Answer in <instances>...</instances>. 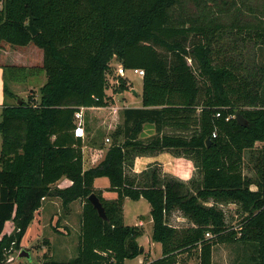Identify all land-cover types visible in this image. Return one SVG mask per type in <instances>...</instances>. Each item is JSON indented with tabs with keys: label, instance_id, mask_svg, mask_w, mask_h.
Here are the masks:
<instances>
[{
	"label": "trees",
	"instance_id": "obj_1",
	"mask_svg": "<svg viewBox=\"0 0 264 264\" xmlns=\"http://www.w3.org/2000/svg\"><path fill=\"white\" fill-rule=\"evenodd\" d=\"M0 2V42L32 43L43 52L40 67L9 65L4 76L7 70L14 82L25 72L46 76L39 96L27 100L4 84L6 97L15 103H4L0 113V262L11 245L23 249L21 240L41 198L57 197L63 208L83 202L76 256L66 262L8 264H124L143 253L137 241L142 227L123 222V201L129 197L149 203L151 240L161 245V256L143 264H182L180 256L198 247L199 264H212L217 242L249 249L239 264H264V11L255 24H238L230 15L233 5L264 7V0ZM183 5H191L189 12ZM29 14L36 35L25 28ZM242 32L259 54L240 49L236 39H246ZM112 59L123 69H143L142 105L122 108L103 158L84 169L74 112L79 106L110 104L106 75ZM125 83L121 79L114 92L127 89ZM236 111L245 125L236 121ZM145 123L154 124L155 133L144 141L139 135ZM256 142L263 147L253 181L243 172V160ZM164 150L191 159L198 177L186 183L156 164L130 172L136 156ZM97 177L108 178L107 190L116 198L102 197L93 185ZM62 178L71 184L54 187ZM254 182L256 191L249 188ZM91 193L100 199L106 219L89 202ZM229 202L246 214L237 230L229 229L219 206ZM173 210L194 225H169ZM7 221L13 223L9 234Z\"/></svg>",
	"mask_w": 264,
	"mask_h": 264
},
{
	"label": "crops",
	"instance_id": "obj_2",
	"mask_svg": "<svg viewBox=\"0 0 264 264\" xmlns=\"http://www.w3.org/2000/svg\"><path fill=\"white\" fill-rule=\"evenodd\" d=\"M1 6V2H0ZM22 47V48H19ZM43 52L42 49L37 47L36 45L29 43L25 46H15L6 42H0V113L1 109L4 106V103L7 102V99L11 102V97H6L4 92V84H6V79L4 76V67L5 66H23V67H31L37 66L40 67L42 65ZM46 77V76H45ZM43 77V78H45ZM29 84V83H26ZM23 85L18 82H14L12 86H8L9 89L16 95H18L16 89L20 93L23 88L20 87ZM21 89V90H20ZM108 95V94H107ZM138 95V94H137ZM109 96V95H108ZM113 100L116 101V97L113 95ZM111 98V99H112ZM129 102L132 99L123 98V101ZM112 102V101H111ZM122 108L127 107L122 104ZM109 106L105 107H89L86 108L87 114L85 115V137L82 139V153H83V168L87 169L92 165L98 163L104 156L105 146L107 144L101 143V133L98 132L99 126L105 130H110L114 128L115 125L110 122L109 117H101L103 115L105 109ZM130 107H138V106H130ZM155 133V126L152 123H145L143 125V129L139 135V138L142 140H147L150 136ZM100 134V136H99ZM107 136H105L106 139ZM257 144H261L259 148H256ZM263 147V143L256 142L254 147L250 149V152L244 151L248 157L246 170L247 173H244L248 177H251L253 181L257 180L255 163L257 162V153L258 149ZM245 158V157H244ZM156 164L161 169L162 173H167L174 177L179 178L184 182H189L192 178L196 179L198 177L196 173V168L191 159L183 157V156H175L170 151L164 150L162 152H158L155 154H146L136 156L134 159V163L130 168V172L132 173H140L148 166ZM243 172H244V162H243ZM71 184V181L62 178L57 181L53 186L54 187H65ZM94 188L101 190L102 197L106 199H114L117 196V193L114 191L107 190L109 187V180L106 177H97L93 182ZM252 191H256L258 186L256 182L250 184L249 187ZM125 200V198H124ZM80 203V204H79ZM124 204V201H123ZM206 204L210 205L211 202H207ZM58 205V252L66 253L67 250L71 246L72 249L78 247L79 243V225L77 227L72 223V215L79 212L80 215L82 210L83 202L78 199L71 202L67 208H63L61 206V201L57 197H46L42 201L41 207L35 212L34 219L37 227L40 230L38 236L40 237L43 232H45V226L47 225V221L52 222L54 225L57 220L56 214L52 217L50 214L51 209L54 206ZM219 206L223 209L225 214V221L229 229L237 230L239 227L240 220L246 215L237 210V205L233 202L219 204ZM124 219V214H123ZM169 225L174 227L182 228L194 225L192 222L187 220L182 213L178 210L171 211L166 218ZM32 221V222H33ZM34 225V223H33ZM134 225L143 226V222L139 219ZM13 230V223L11 221H7L5 223L4 232L9 234ZM30 232V228L28 227L25 235L23 236L22 241L26 236H28ZM138 241V239H137ZM49 242V240H48ZM139 245L143 249V253L138 255L139 264H143L145 259L153 260L161 256V245L158 242L149 241L147 249L138 241ZM160 245V247L158 246ZM152 248H155L153 251ZM217 250L218 255H217ZM247 252V253H246ZM249 249H245L244 246L239 242H217L212 246V254L211 261L212 264H239L243 257L249 256ZM155 255V256H154ZM182 264H199V247L193 249L190 254L186 252L181 256ZM126 262V261H125ZM125 264V263H124Z\"/></svg>",
	"mask_w": 264,
	"mask_h": 264
},
{
	"label": "rangeland",
	"instance_id": "obj_3",
	"mask_svg": "<svg viewBox=\"0 0 264 264\" xmlns=\"http://www.w3.org/2000/svg\"><path fill=\"white\" fill-rule=\"evenodd\" d=\"M222 6V5H218ZM223 8H226L222 6ZM189 12V9H191V5H183L181 9ZM221 8V9H223ZM233 8V9H232ZM231 10L234 11L233 13H230L232 17L234 15L236 16L238 24H255L257 23L258 17H260L264 11L263 5H233L231 6ZM246 39H240L238 37L236 39V43L240 46V49L242 48V51L246 54L250 49L254 48V51L251 53L259 54L260 50L259 47L253 45V42L247 37V35L242 32V34ZM22 48V47H19ZM21 79L18 83H21L23 85H20L22 91L20 93L16 89L15 92L18 93V97H21L24 100L28 99V96H39V87L44 83L46 77L45 73L42 72H33L30 74V72L20 73ZM6 83L8 86H12L13 76L12 73L7 70L6 74ZM45 77V78H43ZM107 89L106 93L110 96V98L113 97V95L116 97V101L111 99L112 102L108 105L109 107L105 109L103 115H100L101 117H109L110 122L115 125V127L122 121L121 117V110H122V104L126 105L127 107L130 106H138L141 107V92H142V76L139 73H135L133 69H123L120 62L117 59H112L110 63V70L108 71L107 75ZM121 79H123L127 84V89H124L122 92H114L115 89L118 88L119 84L121 83ZM29 83V84H26ZM21 90V89H20ZM133 90L136 92L133 93ZM138 94V95H137ZM123 98L132 99L131 102L129 100L123 101ZM7 102L9 100L7 99ZM12 103H15L14 99H11ZM87 114V111H85L84 116ZM114 127V128H115ZM111 128L110 130L103 129L102 126H99L98 132L101 133V143L109 144V141L105 140V136H109V133L114 129ZM100 136V134H99ZM261 144H257L256 148H259ZM0 146H1V137H0ZM247 151V150H246ZM247 152H250L248 150ZM244 173H247L246 166H247V155L245 152L244 156ZM80 204V203H79ZM79 212L72 215V223L75 224L77 227L79 225L80 228V215ZM50 214H52L51 219L56 214L57 220L55 221L54 225H52V222L47 221V225L45 226V232L38 236V233H40L39 228L37 227V224L35 223V220L30 223L29 228L30 232L28 236L24 238L22 243H20L21 247L23 249H26L29 253L28 258H19L17 251L14 249L11 253L12 261L16 263H43L46 260H56L60 262H66L70 258L76 256L77 254V248L72 249L71 246L67 252L59 253L58 252V205L54 206L51 209ZM123 214L124 219L123 222L126 225H134L135 222H137L139 219L142 220L143 226H142V235L138 238V241L147 249L149 241H151V233H152V217L150 215V205L149 203L144 199L140 198L138 200H133L129 197H126L123 204ZM34 223V225H33ZM78 229V227H77ZM49 240V242H48ZM160 247V245L158 244ZM154 251L155 248H152ZM217 250V255H218ZM155 256V255H154ZM125 264H139V259H128L125 260Z\"/></svg>",
	"mask_w": 264,
	"mask_h": 264
},
{
	"label": "water",
	"instance_id": "obj_4",
	"mask_svg": "<svg viewBox=\"0 0 264 264\" xmlns=\"http://www.w3.org/2000/svg\"><path fill=\"white\" fill-rule=\"evenodd\" d=\"M25 28L31 33V35H36L39 32V30L33 25L31 14H29L28 22L26 23ZM133 93L136 94V92L134 90H133ZM18 103H21V101L19 100ZM235 119L240 125H245V120L238 111L235 112ZM206 142L209 143L210 138H207ZM87 198H88L89 202L92 204V206L94 207V209H96L98 215L102 219H106L105 209H104L100 199L98 198V196L95 193H91L90 195H88ZM141 250H142V247H140V251ZM18 257L19 258H28L29 253L26 249H21L18 253Z\"/></svg>",
	"mask_w": 264,
	"mask_h": 264
},
{
	"label": "built area",
	"instance_id": "obj_5",
	"mask_svg": "<svg viewBox=\"0 0 264 264\" xmlns=\"http://www.w3.org/2000/svg\"><path fill=\"white\" fill-rule=\"evenodd\" d=\"M135 73H139L141 76H143L144 71L143 69H133ZM87 107L84 106H79L76 111L74 112V130L73 133L76 137H79L81 139H84L85 137V111ZM106 141H109V138L106 137ZM44 198H41V201H43ZM208 236V233H206ZM13 244V243H12ZM14 248L11 245L8 249H6L5 254H6V260L5 262H0V264H5V263H16L12 261V256L11 253L13 252ZM19 253V251H17Z\"/></svg>",
	"mask_w": 264,
	"mask_h": 264
}]
</instances>
